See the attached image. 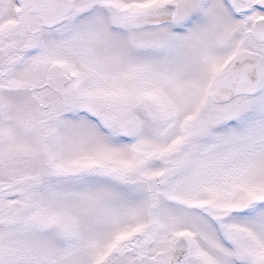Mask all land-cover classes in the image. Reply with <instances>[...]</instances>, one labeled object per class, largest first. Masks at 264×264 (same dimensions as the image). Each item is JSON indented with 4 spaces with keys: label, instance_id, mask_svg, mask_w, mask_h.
<instances>
[{
    "label": "snow or ice",
    "instance_id": "obj_1",
    "mask_svg": "<svg viewBox=\"0 0 264 264\" xmlns=\"http://www.w3.org/2000/svg\"><path fill=\"white\" fill-rule=\"evenodd\" d=\"M0 264H264V0H0Z\"/></svg>",
    "mask_w": 264,
    "mask_h": 264
}]
</instances>
